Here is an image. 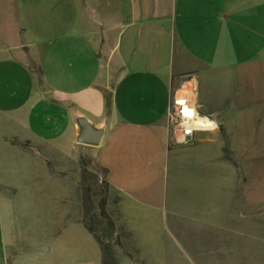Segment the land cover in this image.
Returning a JSON list of instances; mask_svg holds the SVG:
<instances>
[{"label":"crops","instance_id":"crops-1","mask_svg":"<svg viewBox=\"0 0 264 264\" xmlns=\"http://www.w3.org/2000/svg\"><path fill=\"white\" fill-rule=\"evenodd\" d=\"M190 73L219 126L179 145L167 112ZM78 115L103 128L98 145L76 141ZM80 156L135 201L168 166L192 172L193 198L234 187L262 206L246 181L264 169V0H0V264H95L78 197L43 193Z\"/></svg>","mask_w":264,"mask_h":264},{"label":"rangeland","instance_id":"rangeland-1","mask_svg":"<svg viewBox=\"0 0 264 264\" xmlns=\"http://www.w3.org/2000/svg\"><path fill=\"white\" fill-rule=\"evenodd\" d=\"M207 86L200 75V95L207 92ZM207 133L199 130L196 136L203 137ZM67 167L63 172L65 179L51 176L46 179L43 175V193L48 192L49 197L65 194L66 197L73 195L75 199L77 196L82 214L84 187L90 186L93 199H97L98 192L104 190L101 176L93 164L85 178L79 162ZM259 169L254 168L252 175L248 176V190L264 189V169L258 172ZM187 172L182 169L174 173L167 166L158 181L156 170L150 176L153 183L150 191L155 192V198H146L142 202L108 190V209L115 215L117 226L124 229L119 233L120 244L131 253L135 264H264V204L256 207L245 199L240 202L238 190L237 198L232 199L230 195L234 187L226 189L225 202L218 201L213 192L209 198L201 194L193 198L192 188L198 182L192 180L191 185ZM194 177L193 174L191 178ZM217 179L212 174V185H217ZM230 182L228 174V184ZM234 184L238 188L240 180ZM53 207L45 208L49 220L58 214L54 204ZM91 240L96 248L95 264H101L100 247L94 239ZM92 260L93 254L91 264Z\"/></svg>","mask_w":264,"mask_h":264},{"label":"trees","instance_id":"trees-1","mask_svg":"<svg viewBox=\"0 0 264 264\" xmlns=\"http://www.w3.org/2000/svg\"><path fill=\"white\" fill-rule=\"evenodd\" d=\"M35 71L37 73L38 82H41V71L38 69V67ZM104 100L106 111H109L111 108V95L109 92H104ZM78 162L80 164L81 173L84 178L87 173H90L91 170L89 167L91 164H93L96 171L101 176L100 182L104 186V190L98 192L97 199L95 200L93 199V194L90 192V186L86 185L84 187L85 196L83 201L81 222L83 223L86 230L94 237L100 247L101 264H115L109 253L108 244L114 239H117L120 243L119 233L123 228L121 229V227L117 226L115 215L110 213L108 209V190L111 189V186L106 179L107 169L100 166L99 164H96L89 156H80Z\"/></svg>","mask_w":264,"mask_h":264},{"label":"built area","instance_id":"built-area-1","mask_svg":"<svg viewBox=\"0 0 264 264\" xmlns=\"http://www.w3.org/2000/svg\"><path fill=\"white\" fill-rule=\"evenodd\" d=\"M194 88V75L186 74L183 85L171 95L167 118L174 132V140L179 145H187L198 130L215 129L218 121L210 114L200 111Z\"/></svg>","mask_w":264,"mask_h":264},{"label":"water","instance_id":"water-1","mask_svg":"<svg viewBox=\"0 0 264 264\" xmlns=\"http://www.w3.org/2000/svg\"><path fill=\"white\" fill-rule=\"evenodd\" d=\"M78 125V134L76 141L78 143L88 145H98L100 143L103 128L95 126L94 123L89 121L83 115L76 116ZM109 253L115 264H133L131 256L126 253L117 239H114L108 244Z\"/></svg>","mask_w":264,"mask_h":264}]
</instances>
